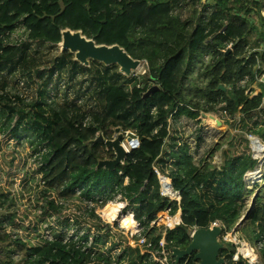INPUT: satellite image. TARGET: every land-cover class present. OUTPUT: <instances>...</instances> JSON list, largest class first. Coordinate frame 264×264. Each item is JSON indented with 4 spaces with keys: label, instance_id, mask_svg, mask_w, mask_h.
I'll return each instance as SVG.
<instances>
[{
    "label": "trees",
    "instance_id": "obj_1",
    "mask_svg": "<svg viewBox=\"0 0 264 264\" xmlns=\"http://www.w3.org/2000/svg\"><path fill=\"white\" fill-rule=\"evenodd\" d=\"M102 1L113 20L103 19L98 29L91 25L105 42L97 44H118L146 62L142 75L125 76L117 65L94 60L82 65L62 51L56 42L68 27L61 29L60 19L48 16L58 12L56 0H0V33L15 27L9 23L13 16L24 28L11 46L0 49V227L8 224L0 233V263L109 264L119 251L118 264H161L145 249L150 244L160 255L163 241L169 264H199L196 251L180 258L171 252L186 249L194 230L215 222L221 241L250 207L247 224L258 236L264 233V174L247 186L245 174L256 161L248 156L247 137L239 135L264 139V0ZM64 16L71 25L75 18L88 19L78 7ZM219 84L225 90H217ZM201 113L228 125L209 128ZM64 122L106 140L114 139L117 129L124 137L135 133L138 143L114 169L97 167L115 156L99 142L88 143L80 161L68 167L56 162L54 150L55 130ZM155 168L180 194V201L170 204L180 211L175 229L150 223V212L169 204L160 195ZM118 195L133 204L143 248L130 246L121 230L96 212ZM44 224L52 240L44 238ZM16 227L21 233L11 239ZM71 227L83 231L81 239L91 236L95 252L80 241H62ZM235 250L223 242L218 259L255 264L243 256L233 261Z\"/></svg>",
    "mask_w": 264,
    "mask_h": 264
},
{
    "label": "rangeland",
    "instance_id": "obj_2",
    "mask_svg": "<svg viewBox=\"0 0 264 264\" xmlns=\"http://www.w3.org/2000/svg\"><path fill=\"white\" fill-rule=\"evenodd\" d=\"M56 7L58 9V12L55 14H48V16H50V20L52 21H56V18L60 19V27L61 29L64 27H68L69 29L73 30V31H79L87 40H91L94 41L96 44L97 43H105V42H101L99 37H96V31L94 30V28H92L91 25H93V27L95 28H99L101 25V22L103 19H110V21H112V18L108 17V7L105 3H103L102 0H68L67 2H65V0H56ZM74 7H78V9L85 14V16L90 19H84V22H81L82 20H80L79 18H75V20L73 21L72 25L68 24L66 21V17L64 16V12L67 9H73ZM199 9H202V6H199ZM186 11V10H184ZM35 12V11H33ZM48 12H50V10L48 9ZM16 13H20L16 12ZM18 19H16V17L13 16L12 21L9 23H15V27L14 28H10L9 26H5L2 33H0V49L3 48L4 43H7L9 46L12 45V39H14L17 35L21 34L24 32V28L23 30L21 29V25L16 23ZM91 29L90 31L88 29ZM57 45L58 43L62 44V38L59 34V40L56 42ZM106 45V44H105ZM146 66V62L141 61V64L139 66V68L137 69V71L135 72L138 75H142L144 73V68ZM152 95V94H151ZM160 96V95H159ZM158 96V97H159ZM161 97V96H160ZM154 96H152L150 99H147L145 101V104H148L150 102L153 101ZM166 104V102H165ZM213 123H215L213 121ZM216 125V124H215ZM214 125V126H215ZM210 127V126H208ZM221 127L223 129L226 128V125H221ZM98 132H92L89 131L87 128L84 129H76L72 126H70L67 122H64L62 124H60L59 126H57L56 130H55V140H54V150L56 152L57 155V163H62V165H68V167L71 166H75L79 161V154L81 151H86V146L89 143V141L95 139L98 136ZM117 136V134L115 135V137ZM128 135L126 134L125 137H127ZM252 136L255 135H246L248 141H250V138ZM258 137V136H257ZM259 140L261 141L260 143H262V145H264V139H261L260 137H258ZM123 145L125 146V148L127 150H129V146L126 143L125 140H123ZM249 146H251L250 142H249ZM251 149V147H250ZM25 152V151H24ZM264 154V151H263ZM252 152H249V158H251ZM2 156H0L1 158ZM264 158V156H263ZM213 162L215 164L218 163L219 160V153L218 151H216L213 154ZM252 159V158H251ZM30 160H28L27 166L30 164ZM4 161L8 162L7 158H4ZM257 165V163H256ZM29 167V166H28ZM28 167H26V171L29 172ZM264 171V168H263ZM262 171V172H263ZM252 173V172H251ZM245 178L246 180L248 179V173L245 174ZM255 180L254 182H260V177L257 179H253ZM17 185H19V187H21L20 184V179L17 178ZM248 182V181H247ZM249 185V188H252L254 185L253 183H247ZM16 185V186H17ZM251 185V186H250ZM27 191L28 190V184L25 185V188ZM252 196L249 197L248 202H250ZM120 201L115 200L113 203H119ZM170 206L169 204L167 205V207ZM165 209V211L167 212V214L170 217H174L176 215L177 212H174L173 207L170 206L169 208ZM3 210H0V213ZM5 213V212H4ZM1 218V216H0ZM154 221L151 218V225H159L157 223H153ZM160 225L168 228V225H166L164 222H160ZM117 226V225H116ZM111 227V226H110ZM115 228H118L115 227ZM217 228V227H216ZM119 229V228H118ZM239 238L240 240V251L243 252L249 260L255 259V257L258 255L261 259V251L262 249H260V245L259 242L262 241L260 238V235L258 236L255 231L253 230V228L247 224V222H244V224H242L239 228L238 231L236 233H234V237ZM218 243H220V247L223 245V242L220 241V235L217 238ZM230 246V245H229ZM236 248V247H235ZM90 251L91 252H95L94 250V246L91 244L90 246ZM197 253V251H196Z\"/></svg>",
    "mask_w": 264,
    "mask_h": 264
},
{
    "label": "water",
    "instance_id": "obj_3",
    "mask_svg": "<svg viewBox=\"0 0 264 264\" xmlns=\"http://www.w3.org/2000/svg\"><path fill=\"white\" fill-rule=\"evenodd\" d=\"M62 38V44H60L61 50H67L74 55V60L78 61L82 65H88L90 60H94L104 65L115 64L118 66L119 72L125 76L136 74L135 72L139 68L141 61L133 59L126 50L118 44L105 45L96 44L94 41L87 40L78 30L73 31L69 28H64L60 31ZM217 90H225L223 84H219ZM158 90V85L151 87L144 94L143 98L149 97L151 94ZM203 121L213 120L215 126L228 125L227 122L219 120L215 115L211 113H201ZM241 137L246 135L243 132H239ZM123 140L126 141L129 148L137 145V139H132L130 136L124 137L117 129V136L112 140H106L102 134L89 141V144L96 142L104 144L107 148H111L114 151L113 159L100 160L97 167H103L107 169H114L119 163H123L126 158L128 150L123 145ZM259 140V139H258ZM261 141H259L260 143ZM251 207L247 213L241 217L236 226L232 229L234 232L238 229L248 217ZM220 235V230L214 226L208 229H196L192 232V241L189 246L184 250H174L176 258L189 255L194 251H197L195 258L200 261L199 264H224L223 259H218V251L220 249V243L217 238Z\"/></svg>",
    "mask_w": 264,
    "mask_h": 264
},
{
    "label": "built area",
    "instance_id": "obj_4",
    "mask_svg": "<svg viewBox=\"0 0 264 264\" xmlns=\"http://www.w3.org/2000/svg\"><path fill=\"white\" fill-rule=\"evenodd\" d=\"M205 2H206V0H202V4H204ZM263 15H264V13H263ZM252 52H253L252 50L248 51L247 55L250 57ZM169 121H170V119L168 118L166 120L167 125H168ZM88 123H89V121L87 120L84 122L83 125H87ZM205 125L208 127L209 126L208 122H205ZM209 128H211V127H209ZM154 133H156V131ZM131 138L136 139V134L133 133V136ZM257 139H259V138L257 137ZM252 155H255V154L252 153ZM39 156H40L39 154H35L34 159L39 158ZM252 159H254L257 163L256 168H254L253 170L248 171L246 173H248V176H250V174L253 175L256 172L257 178L260 177V180H261L263 178V174H264V171H263L264 161H259L254 156H252ZM155 172L157 174V178H158L159 185H160V195H162L163 197H166L168 199L169 205L171 203H175V202L178 203L180 201V194L178 191L173 189L170 179L159 169L155 168ZM257 178H255V179H257ZM247 181H248V179L246 180V178H245L246 184L248 183ZM254 181L255 180H252L253 184L255 183ZM247 186L249 187L248 184H247ZM78 192L79 191L77 190V193ZM115 200L120 201L119 203H117L120 205L118 208L117 217H110V216H108V214L104 210L108 204L113 203ZM89 204H91V203H89ZM170 206H172V205H170ZM125 211H131L132 212V215L134 218V224H135L133 228L132 227H130V228L124 227L119 223L118 216H120ZM96 212L100 216L101 220L105 223H108L109 226L113 227L114 225H117L119 230H121V232L127 238L128 244L130 246H132V247L138 246L140 248H143L142 246H144L146 243L145 237H144L143 232H142L143 228H142L141 224L139 223V221H137L134 217L133 204L131 202L122 201L120 195H118L113 200L107 202L104 206H102ZM153 223H155V222H153ZM212 226L217 227L221 233V228H220V225L218 224V222H215ZM43 227H44V234H43L44 238L47 240H52L53 235H52L51 229L48 228V226L46 224H44ZM7 228H8V224L6 221H4L3 225L0 227V233L3 232ZM20 233H21L20 228H18V227L13 228L11 230V239H16ZM234 233L235 232H233L232 229L230 231L225 232V234L221 237V241L225 242V243H230L231 245L236 247L235 253L232 257L233 261H238L240 256L246 257L248 259V257L243 252L240 251L241 243H240L239 238H237L236 236L234 237ZM83 234H84L83 231H77L74 227H71L64 233L62 241L63 242H69L70 240H73L74 242L80 241V243L83 245L82 246L83 249L86 248L88 250L91 246L92 238H91V236H88L87 238L81 239ZM259 239L262 240L259 242L260 249H263L264 248V233L260 234ZM159 245L161 247L160 248V255H158L156 252L152 251V249L150 248V244H147V249H145V251L148 252L154 260L160 262L161 264H169V258H168L169 254L164 250L163 241H160ZM171 254H172V256H175L174 251H172ZM119 256H120V252L116 251L112 261L109 264H118ZM1 258H3V256H2V251L0 249V259ZM13 259L15 261H19L20 255L15 254L13 256ZM248 261L250 263L261 264V259L258 255L255 257V259H252V260L248 259Z\"/></svg>",
    "mask_w": 264,
    "mask_h": 264
},
{
    "label": "bare ground",
    "instance_id": "obj_5",
    "mask_svg": "<svg viewBox=\"0 0 264 264\" xmlns=\"http://www.w3.org/2000/svg\"><path fill=\"white\" fill-rule=\"evenodd\" d=\"M207 122L210 127H214L215 123H213V120H207ZM249 142L251 144V146H249L251 147V152L255 154V155H251V157L254 156L259 161H264V158H263L264 145H262V143H259L256 136H252ZM255 178H257L256 172L253 175L250 174V176H248V182L252 183V180ZM119 206L120 205L117 203H110L105 207L104 211L110 217H117ZM169 207L170 206H168L167 208ZM150 217L157 224H160V222H164L171 229H175L180 221V211H177L174 217H170L165 210H161L160 208H155L154 210L150 212ZM118 220L122 226L127 227V228H130V227L133 228L135 225L134 218H133L131 211L123 212L120 216H118Z\"/></svg>",
    "mask_w": 264,
    "mask_h": 264
}]
</instances>
